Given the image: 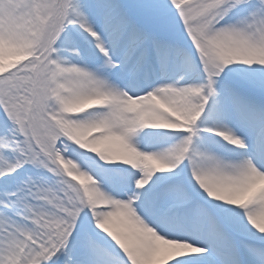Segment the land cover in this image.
I'll return each mask as SVG.
<instances>
[{
	"label": "snow or ice",
	"instance_id": "snow-or-ice-1",
	"mask_svg": "<svg viewBox=\"0 0 264 264\" xmlns=\"http://www.w3.org/2000/svg\"><path fill=\"white\" fill-rule=\"evenodd\" d=\"M0 264H264V0H0Z\"/></svg>",
	"mask_w": 264,
	"mask_h": 264
}]
</instances>
